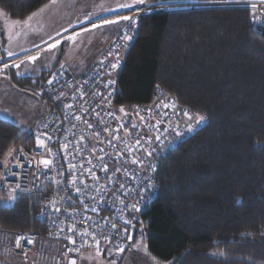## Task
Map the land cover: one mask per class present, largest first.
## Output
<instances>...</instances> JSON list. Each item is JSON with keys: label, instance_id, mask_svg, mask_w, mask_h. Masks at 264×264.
<instances>
[{"label": "trees", "instance_id": "obj_1", "mask_svg": "<svg viewBox=\"0 0 264 264\" xmlns=\"http://www.w3.org/2000/svg\"><path fill=\"white\" fill-rule=\"evenodd\" d=\"M48 1L0 0V8L23 19ZM49 72L35 89L28 77L19 83L36 93ZM116 78L117 104L147 102L159 84L205 118L162 157L159 193L134 238L141 228L163 263L264 264V23L255 11L217 5L145 15ZM26 133L0 116V166ZM9 195H0V227L46 235L43 195L2 201Z\"/></svg>", "mask_w": 264, "mask_h": 264}, {"label": "built area", "instance_id": "obj_2", "mask_svg": "<svg viewBox=\"0 0 264 264\" xmlns=\"http://www.w3.org/2000/svg\"><path fill=\"white\" fill-rule=\"evenodd\" d=\"M217 4L252 9L253 4L262 7L264 0L132 4L112 15L132 19L123 20L80 73L70 74L63 65L54 68L36 91L44 113L3 160L0 195H43L38 217L47 229L45 241L61 245L69 264L87 249L129 246L131 232L143 224L142 213L159 193L157 172L162 157L205 122L196 123L197 113L159 84L147 102L116 103V76L141 18ZM254 11L264 23V15ZM45 45L0 55V72L9 74L10 68ZM42 160L51 163L45 166ZM33 252L40 258L48 252L41 236L0 227V256L21 258Z\"/></svg>", "mask_w": 264, "mask_h": 264}, {"label": "rangeland", "instance_id": "obj_3", "mask_svg": "<svg viewBox=\"0 0 264 264\" xmlns=\"http://www.w3.org/2000/svg\"><path fill=\"white\" fill-rule=\"evenodd\" d=\"M131 2L134 0H50L41 7L34 19L27 21L11 18L0 9V54L39 45L51 39L46 37L60 34L58 39L46 44L36 54L25 56L20 62L19 70L15 72L12 71L14 68H10L11 81L19 85V79L28 77L32 82L27 84L35 89L34 85L42 79L41 75L44 72L59 66H65L70 74L80 73L105 39L103 36L107 25L110 24L105 21L119 19L116 16L112 17L114 13L123 9L117 5H132ZM205 2L210 3L214 0ZM252 10H256L258 15H264V5ZM84 21L88 22L86 29L63 33ZM53 44H56L55 48L51 47ZM30 57L36 59H29ZM0 81H3L0 82V116L18 125L20 131L28 133L27 130H30L44 110L42 101L34 91H21L14 88L8 80ZM21 85L23 84L19 86ZM9 197L13 196L2 198V201L11 202L12 199ZM141 230V228L137 230L133 243L126 248L118 249L106 245L102 250L87 249L75 257V264H170L159 262L155 256L149 254ZM41 238L48 249L43 257L40 258L35 252L21 258L15 257L14 254L1 255L0 264H69V256L61 245L46 243L45 235H41Z\"/></svg>", "mask_w": 264, "mask_h": 264}, {"label": "crops", "instance_id": "obj_4", "mask_svg": "<svg viewBox=\"0 0 264 264\" xmlns=\"http://www.w3.org/2000/svg\"><path fill=\"white\" fill-rule=\"evenodd\" d=\"M134 4V2H131V4ZM45 5V4H44ZM42 7V6H41ZM41 7L40 8H38L37 10H35L32 14H30L29 16H27L26 18H23V19H21V20H24L25 19V21H27L28 19H34L37 15H38V12H39V10L41 9ZM1 9V8H0ZM3 10V9H2ZM4 11V10H3ZM5 12V11H4ZM6 13V12H5ZM6 15H8L7 13H6ZM9 16V15H8ZM10 17V16H9ZM12 18V17H11ZM14 19H18V18H14ZM111 21H118V23H110L109 25H107V28H106V30H105V34H104V36H103V38H105L104 40H103V43L98 47V49L95 51V53L91 56V58L85 63V65H87V63H89V61L99 52V50L107 43V41L117 32V30L120 28V26H121V24L123 23V21L121 20V19H112ZM87 24H88V22H81V23H78V24H76L75 26H73V27H71V29H69V30H67V31H64L63 33L64 34H67V33H69V32H78V31H81V30H84V29H86V27H87ZM60 35V34H59ZM59 35H56V36H59ZM54 36V35H53ZM56 36H54V37H46V38H55ZM41 38H44V37H41ZM51 39H49V40H51ZM47 43H48V40L46 41ZM46 42H44L43 41V43H45V44H47ZM42 44V43H41ZM37 45H33V47H36ZM31 47V46H30ZM30 47H27V48H25V49H18V50H12V51H9V52H11V53H13V54H18V53H21V52H25V51H27V50H29V48ZM33 47H31V48H33ZM30 48V49H31ZM0 55H5V56H8V53L7 54H0ZM20 65H21V63H19V65L18 66H16L12 71H17V70H19V67H20ZM8 75H10V76H8ZM0 80H8V81H10V83L12 84V86L14 87V88H17L18 90H21V91H30V89L29 88H27V87H23V86H19L16 82H12L11 80H12V73H5V72H0ZM0 82H3V81H0ZM38 97V96H37ZM39 98V97H38ZM43 109H44V107H43ZM43 113H44V110H43V112H42V114L39 116V118L35 121V123L32 125V127L30 128V130L33 128V126L36 124V122L41 118V116L43 115ZM30 130H27L28 132L30 131Z\"/></svg>", "mask_w": 264, "mask_h": 264}, {"label": "snow or ice", "instance_id": "obj_5", "mask_svg": "<svg viewBox=\"0 0 264 264\" xmlns=\"http://www.w3.org/2000/svg\"><path fill=\"white\" fill-rule=\"evenodd\" d=\"M143 0H134V3H142ZM117 7H121V8H130L132 7V5H129V4H122V5H117ZM251 7L253 9H255L257 7V5L253 4L251 5ZM121 19L123 20H131L132 18L131 17H128V16H124L122 17ZM253 19H256V17H253ZM105 23H118V21H105ZM126 39H131V37H126ZM57 43H59V41H57ZM51 47L55 48L56 47V44H53L51 45ZM8 55H13V53L9 52ZM29 59H36L35 57H30ZM5 67H7V65H5ZM113 67H116V65H113ZM121 111H123V108H121ZM187 115V113H185ZM205 118L203 116H197L196 117V123H199L201 121H203ZM189 130L191 131L192 130V125H189ZM44 142L42 140H38V144H43ZM41 163H43L45 166H47L48 164L51 163V161H48V160H42ZM14 197H9V199H13ZM72 264H75V261L72 262Z\"/></svg>", "mask_w": 264, "mask_h": 264}, {"label": "water", "instance_id": "obj_6", "mask_svg": "<svg viewBox=\"0 0 264 264\" xmlns=\"http://www.w3.org/2000/svg\"><path fill=\"white\" fill-rule=\"evenodd\" d=\"M134 234H135V231L133 230V231L131 232V236H130V244L133 243V240H134Z\"/></svg>", "mask_w": 264, "mask_h": 264}]
</instances>
